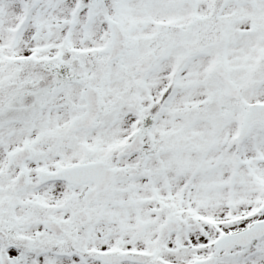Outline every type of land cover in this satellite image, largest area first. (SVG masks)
<instances>
[{"label":"snow or ice","instance_id":"snow-or-ice-1","mask_svg":"<svg viewBox=\"0 0 264 264\" xmlns=\"http://www.w3.org/2000/svg\"><path fill=\"white\" fill-rule=\"evenodd\" d=\"M0 264H264V0H0Z\"/></svg>","mask_w":264,"mask_h":264}]
</instances>
